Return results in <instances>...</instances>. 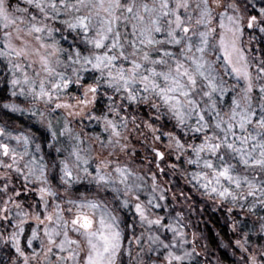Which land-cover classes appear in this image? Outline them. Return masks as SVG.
Masks as SVG:
<instances>
[{"label": "snow or ice", "instance_id": "1", "mask_svg": "<svg viewBox=\"0 0 264 264\" xmlns=\"http://www.w3.org/2000/svg\"><path fill=\"white\" fill-rule=\"evenodd\" d=\"M208 204L264 264V0H0V264H223Z\"/></svg>", "mask_w": 264, "mask_h": 264}, {"label": "trees", "instance_id": "2", "mask_svg": "<svg viewBox=\"0 0 264 264\" xmlns=\"http://www.w3.org/2000/svg\"><path fill=\"white\" fill-rule=\"evenodd\" d=\"M185 191H188L185 188ZM197 207L200 206L199 197L197 195ZM195 230L203 233L204 239L202 243L208 245L209 252L214 253L219 257L223 264H233L235 259L231 255L230 249L218 247L221 243H227L231 233L225 223V215L223 210L213 211L210 204L205 206V211L202 215H194L192 217Z\"/></svg>", "mask_w": 264, "mask_h": 264}]
</instances>
